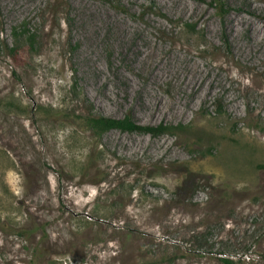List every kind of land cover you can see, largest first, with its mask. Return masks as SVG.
I'll list each match as a JSON object with an SVG mask.
<instances>
[{"label":"rangeland","instance_id":"1","mask_svg":"<svg viewBox=\"0 0 264 264\" xmlns=\"http://www.w3.org/2000/svg\"><path fill=\"white\" fill-rule=\"evenodd\" d=\"M263 228L264 0H0V264H264Z\"/></svg>","mask_w":264,"mask_h":264},{"label":"trees","instance_id":"2","mask_svg":"<svg viewBox=\"0 0 264 264\" xmlns=\"http://www.w3.org/2000/svg\"><path fill=\"white\" fill-rule=\"evenodd\" d=\"M216 9L219 16H223L224 13L228 11V7H226L225 4H223V2L221 1L216 2ZM226 46L228 50H230V45L228 43H226ZM87 121L89 122L92 129L95 131L96 135L98 136L112 129H118L127 132H144V133H150L152 135L169 132L172 129L171 127L165 125H159L156 127L139 125L134 121H132L131 118L127 116L122 119H116V118H109L104 116L97 117L95 115H92L91 117L87 118ZM262 234H264V228ZM226 261L230 264L233 263L230 260H226Z\"/></svg>","mask_w":264,"mask_h":264}]
</instances>
